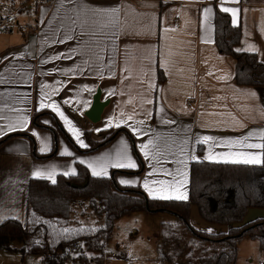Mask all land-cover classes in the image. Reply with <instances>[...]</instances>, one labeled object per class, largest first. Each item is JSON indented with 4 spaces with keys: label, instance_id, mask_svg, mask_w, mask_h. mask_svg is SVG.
<instances>
[{
    "label": "crops",
    "instance_id": "1",
    "mask_svg": "<svg viewBox=\"0 0 264 264\" xmlns=\"http://www.w3.org/2000/svg\"><path fill=\"white\" fill-rule=\"evenodd\" d=\"M217 5L220 0H54L32 10L33 26L26 32L0 31V139L28 133L0 146V223L25 221L29 182L40 178L37 171H55L56 181L82 164L92 174L89 162L114 161L123 150L136 168L109 165L107 175L95 176L114 175L121 186H140L152 198L188 199L194 161L224 162L236 158L229 153L260 151L227 143L245 136L247 143H264V87L235 81V59L221 53L215 40ZM223 6L239 10L235 18L229 13L242 27L239 48L251 46L264 62V0H226ZM113 8L119 9L118 23L97 14ZM204 9H211L207 19ZM62 53L71 58L52 59ZM97 94L107 104L94 122L86 113ZM41 100L58 105L88 147L74 148L62 132L80 146L68 125L50 107L40 108ZM36 114L42 125L34 122ZM118 129L108 144L87 150V131L99 142ZM204 136L214 141L204 144ZM149 140L155 159L141 148ZM42 141L47 151L40 150ZM52 151L44 159L36 154ZM11 246L16 250L0 251V264H44L41 255L23 258L21 242ZM75 264H82L79 257Z\"/></svg>",
    "mask_w": 264,
    "mask_h": 264
},
{
    "label": "trees",
    "instance_id": "2",
    "mask_svg": "<svg viewBox=\"0 0 264 264\" xmlns=\"http://www.w3.org/2000/svg\"><path fill=\"white\" fill-rule=\"evenodd\" d=\"M242 27L235 24L229 13L216 6L215 40L219 51L235 59V81L239 85L264 87V62L256 53L239 48ZM240 51H237V50ZM165 77L159 73V80ZM34 122L42 125L39 115ZM118 129L99 142L91 139L90 149L108 144ZM71 145L80 147L64 129ZM15 132L0 139L26 135ZM143 167L142 158L134 147ZM39 158L55 155L36 153ZM192 206L209 224L227 226V230L202 229L192 221ZM250 208H264V163L194 161L191 165L190 195L186 200L150 197L140 186L123 187L111 176H95L87 167L78 164L75 174H59L56 182L33 178L29 182L27 216L25 221L7 218L0 223V251H14L12 241L22 243L18 250L23 258L28 254L41 255L44 264H64L67 247L79 245L82 264L105 263L106 245L115 223L136 211L168 212L175 222H163L157 247V262L173 264H238V245L245 237L259 241L264 252V218L235 227ZM87 209L103 218L100 225L74 223L73 217ZM69 231L65 232L64 230ZM165 264V263H164Z\"/></svg>",
    "mask_w": 264,
    "mask_h": 264
},
{
    "label": "rangeland",
    "instance_id": "3",
    "mask_svg": "<svg viewBox=\"0 0 264 264\" xmlns=\"http://www.w3.org/2000/svg\"><path fill=\"white\" fill-rule=\"evenodd\" d=\"M73 221L87 224L100 225L103 218L86 210L81 214L78 210ZM176 218L168 212L136 211L118 219L106 245L107 261L105 264H167L157 262V247L160 242V232L163 222H175ZM192 221L197 227L208 230L214 229L207 224ZM68 249V247H67ZM114 252V253H113ZM115 254L116 257L112 256ZM264 259V252L259 241L245 237L238 245V264H259ZM104 264V263H103ZM168 264H173L168 262Z\"/></svg>",
    "mask_w": 264,
    "mask_h": 264
},
{
    "label": "snow or ice",
    "instance_id": "4",
    "mask_svg": "<svg viewBox=\"0 0 264 264\" xmlns=\"http://www.w3.org/2000/svg\"><path fill=\"white\" fill-rule=\"evenodd\" d=\"M226 2V0H220V8L221 11L225 12V13H231L232 16L235 18L237 15V12L239 11L238 9H233V8H229V7H224L223 3ZM232 2H238V0H232ZM118 12L119 9L113 8V9H100L97 10V14L101 15V16H107L113 19V23H118ZM211 12V9H204V16L205 19L208 18L209 13ZM234 23L236 22L235 19L233 21ZM59 42L64 43L66 42L65 40L61 39ZM248 51H252L253 49L251 48V46L247 49ZM237 51H240L239 49ZM62 57L64 58H71L70 55H65V54H57L55 57H53L52 59H61ZM59 83V82H58ZM45 99H50L49 95H45ZM65 103H68V101H64ZM131 102V101H129ZM149 103H151V101H148ZM40 108H45V107H50L54 112H56L59 117L64 120L65 124L68 125V130L76 137L77 141L79 142L81 147H88V145L84 144V142L82 140H80V135L81 133L79 132L78 129H76L73 125L72 122L70 120L67 119V117L64 115V113L62 111H60L59 106L56 105L54 102L53 103H45L44 100H41L40 104H39ZM132 117L129 116L128 119H131ZM108 126H112L111 125V121L109 122ZM119 126V125H117ZM15 130V129H13ZM261 140H264V133H261ZM249 137L245 136L243 139H238V140H234V141H228V145L229 146H233V145H238L242 148L246 147L249 149H259V152L256 153H229L228 156L231 157H236L233 159H227L224 158V162H232V163H244V164H262L264 163V143H247ZM214 141L213 137H209V136H204L201 138V142H203L204 144H209V142ZM43 147L40 149L42 152L47 151L48 150V145L46 143H44L42 141ZM153 145V141L149 140L148 143H145L143 145H141L142 150L144 151V156L147 158L150 156H152L153 159L156 158V153L152 150V148L150 146ZM209 156L207 157L208 159H212V155H211V148L209 149ZM64 154L66 155H72V153L70 152H65ZM81 163H85L84 161H80ZM109 165L113 166V167H117V168H136L137 165L131 161V159L127 156L126 151H118L116 153L115 156V160L113 161V159L111 157H104L101 158L98 161H93V162H89L88 163V167L92 169V174L93 175H107V168L109 167ZM69 174H75L74 172L72 173H68L65 172L64 175H69ZM35 175L37 177L40 178H47L49 180H51L52 183H55V171H49L47 173H43L40 171H37L35 173ZM123 184H128L131 183L130 181L127 180H122L120 181ZM155 183V182H154ZM163 183V182H160ZM179 183V182H178ZM144 187L146 190H148L149 194L152 195L153 194V189L149 187V181L145 180L144 182ZM154 198H162V199H171V198H176V199H187L186 195H179L176 197H171V196H159L156 197L154 196ZM65 232L69 231L68 229L64 230Z\"/></svg>",
    "mask_w": 264,
    "mask_h": 264
},
{
    "label": "built area",
    "instance_id": "5",
    "mask_svg": "<svg viewBox=\"0 0 264 264\" xmlns=\"http://www.w3.org/2000/svg\"><path fill=\"white\" fill-rule=\"evenodd\" d=\"M54 0H0V31L18 29L26 32L33 23L30 21L32 10L42 5H50ZM64 264H75L79 257V245L73 243L68 247ZM115 256V254H112ZM260 264H264L260 261Z\"/></svg>",
    "mask_w": 264,
    "mask_h": 264
},
{
    "label": "water",
    "instance_id": "6",
    "mask_svg": "<svg viewBox=\"0 0 264 264\" xmlns=\"http://www.w3.org/2000/svg\"><path fill=\"white\" fill-rule=\"evenodd\" d=\"M107 103L100 101L99 94L95 96L94 103L91 107V109L86 113L87 116L94 122L98 121L101 115V112L103 111V108L105 107ZM191 217L197 222H202L204 224L209 225L210 227L214 228L216 231L221 230H227V226H219L216 224H209L203 220V218L200 216L198 208L196 206H192L191 209ZM258 218H264V208H250L246 215L244 216L243 220L240 222H236L233 224L235 227H241L244 226L251 221H254Z\"/></svg>",
    "mask_w": 264,
    "mask_h": 264
}]
</instances>
